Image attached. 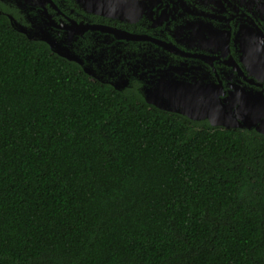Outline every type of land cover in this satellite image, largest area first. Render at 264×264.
I'll return each mask as SVG.
<instances>
[{
	"label": "trees",
	"instance_id": "trees-1",
	"mask_svg": "<svg viewBox=\"0 0 264 264\" xmlns=\"http://www.w3.org/2000/svg\"><path fill=\"white\" fill-rule=\"evenodd\" d=\"M0 264H264V135L93 82L0 15Z\"/></svg>",
	"mask_w": 264,
	"mask_h": 264
},
{
	"label": "flooded vegetation",
	"instance_id": "flooded-vegetation-1",
	"mask_svg": "<svg viewBox=\"0 0 264 264\" xmlns=\"http://www.w3.org/2000/svg\"><path fill=\"white\" fill-rule=\"evenodd\" d=\"M0 15L144 102L173 81L264 92V72L242 63L250 50L264 61V0H0Z\"/></svg>",
	"mask_w": 264,
	"mask_h": 264
},
{
	"label": "water",
	"instance_id": "water-1",
	"mask_svg": "<svg viewBox=\"0 0 264 264\" xmlns=\"http://www.w3.org/2000/svg\"><path fill=\"white\" fill-rule=\"evenodd\" d=\"M14 30L23 34L28 40H36L24 29L14 28ZM48 46L56 55L72 60L55 45L49 43ZM244 53L248 55L242 61L246 69L263 73L264 61L261 57L256 53L253 54L251 50ZM254 77L258 80L264 79V75L262 77L254 75ZM164 86L159 90L146 92L145 102L161 111L180 115L190 121H206L211 127L253 130L264 135V92L262 91L236 84L230 85V88L224 91L221 84L211 82L187 84L173 81Z\"/></svg>",
	"mask_w": 264,
	"mask_h": 264
}]
</instances>
